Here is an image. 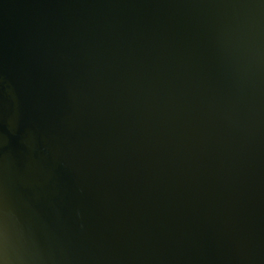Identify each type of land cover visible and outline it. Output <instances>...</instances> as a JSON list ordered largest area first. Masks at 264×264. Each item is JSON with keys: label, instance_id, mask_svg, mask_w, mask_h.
<instances>
[{"label": "water", "instance_id": "95a60500", "mask_svg": "<svg viewBox=\"0 0 264 264\" xmlns=\"http://www.w3.org/2000/svg\"><path fill=\"white\" fill-rule=\"evenodd\" d=\"M0 264H264V0H0Z\"/></svg>", "mask_w": 264, "mask_h": 264}]
</instances>
